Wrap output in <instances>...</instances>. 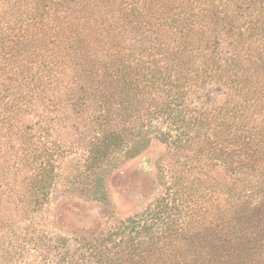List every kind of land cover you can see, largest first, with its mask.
Returning <instances> with one entry per match:
<instances>
[{"label": "trees", "instance_id": "16d2710c", "mask_svg": "<svg viewBox=\"0 0 264 264\" xmlns=\"http://www.w3.org/2000/svg\"><path fill=\"white\" fill-rule=\"evenodd\" d=\"M150 133L152 205L91 239L43 228L73 150L105 202ZM0 264H264V0H0Z\"/></svg>", "mask_w": 264, "mask_h": 264}, {"label": "rangeland", "instance_id": "374dc122", "mask_svg": "<svg viewBox=\"0 0 264 264\" xmlns=\"http://www.w3.org/2000/svg\"><path fill=\"white\" fill-rule=\"evenodd\" d=\"M146 139L147 145L135 156H119L101 172L105 202L82 193L83 187L77 184L79 179L73 182L77 159L82 154L81 149L73 150L60 164L61 176L42 212L43 228L59 236L91 239L152 205L170 182L171 161L168 149L153 133ZM28 258L33 259L30 255Z\"/></svg>", "mask_w": 264, "mask_h": 264}]
</instances>
